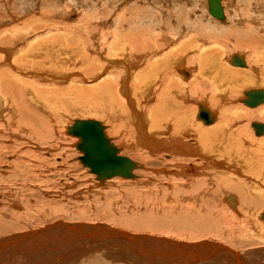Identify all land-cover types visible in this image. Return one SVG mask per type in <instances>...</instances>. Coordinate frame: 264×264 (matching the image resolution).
<instances>
[{"label": "rangeland", "instance_id": "rangeland-1", "mask_svg": "<svg viewBox=\"0 0 264 264\" xmlns=\"http://www.w3.org/2000/svg\"><path fill=\"white\" fill-rule=\"evenodd\" d=\"M222 4L226 18L220 20L210 14L208 0H0V47L2 49L4 47L3 41L5 38L3 37L14 39L17 36L19 41L15 48H18L20 53L29 50V43L31 44L36 39L38 41L36 44H42L43 46L51 45L53 41L56 42L55 40H57V48L68 52L63 53V55L70 56L73 59L71 64L68 62L69 67L75 70L79 68L78 71L84 73V69L90 67L92 61L99 64L98 66H101L103 63L108 64V58H112L109 54L113 53L111 50L117 46L118 41L122 40L124 37L123 34L129 33L132 27H136V24L140 22L138 19L137 23H127L126 18H133L135 21L137 19L136 17L142 18L144 15H149L151 18L147 17L145 18V22L144 20L142 21L144 28L155 27L154 30L148 33L149 42L160 35L161 37L159 39H162L168 47L174 45L182 47L184 44H187L184 48H188L189 51L186 50L181 55L184 58V66L192 68L193 73L199 66L197 57L202 53L201 50H212V48L213 50H217V55L221 58V64L226 62L223 64L225 66L224 68L237 67L231 66V63L229 64V58L233 53L244 54L249 61L252 60L251 62L248 61L249 65H252L251 63L254 62L258 65L257 60L255 61L254 58L259 57L258 61L264 66V24H261L263 23L262 19L264 17V0H222ZM253 34L256 35L255 39L260 41L257 40L258 42L256 43L249 42L250 37H247V35ZM239 36L246 38L243 39ZM241 39L245 42L247 40L248 42H246L247 45L244 42V46L239 48L241 42L239 40ZM124 44L129 46L128 41H125ZM55 50L56 48L52 51L56 53ZM127 51L130 52L129 47H127ZM161 57L162 55L158 58ZM94 70L96 71L98 68L95 67ZM111 70L112 67L108 72H113ZM118 70H121V73ZM122 71H126V69L115 68V73L113 72L112 74H116L118 79L119 74L122 76ZM117 73L119 74L117 75ZM131 76L128 80L129 85L135 86L133 72ZM88 82L91 81L83 79L80 82L73 79L72 81L63 80V83L56 84L47 80L46 82L43 81L38 84L44 88H55V86H58L70 90L73 87L71 90L74 92L75 86H88ZM253 86L255 85H249L246 88L249 89V87ZM201 87L203 88L202 91L205 90L203 92L206 95L205 99L200 98V95L196 96V98L199 99L198 101L206 102L205 100L209 99L208 95L209 97L213 96L214 88L209 81L201 85ZM50 94L49 92L47 93V95ZM66 96L73 97L68 94ZM237 97L234 99V103L237 102L235 104H240V96ZM84 98L85 100L83 98L79 101L72 100L71 103L55 102L51 98L48 99L45 103L47 105L44 110H38L39 112H37V116L41 114L46 122L42 121L36 124L32 122V124H29V122L26 123L28 120H22L23 118L19 117V115L16 117L15 124H8L6 121L0 120V207L4 206L7 209L5 211L7 217L4 216L6 223H0V241L3 238L13 236L17 233L35 231L57 222L96 224L97 221V223L107 224L108 226L112 225L111 227H117L127 232L129 231L132 234H153L184 241L196 240L195 242L216 240V242L227 244L230 247L233 246L238 250H247L248 247H250L248 251L255 248H264V221L260 219V222L263 224V226H260V222L256 220L255 215H250L249 219L243 216L244 220L240 215L239 219L241 220L242 217V222L238 223L237 226L234 225V220L229 226L225 221H223L224 224L219 222L222 220V217L224 218L225 207L230 211L233 210L230 205H226V202L223 201V196L228 191L227 189L221 191V195L220 193L216 194L215 197L211 192V195L215 198L210 197L211 201H214L210 203L211 206L207 205L200 209L201 206L198 204L196 206L193 205L194 200H199L197 196L200 193L208 194L205 190L210 186L211 173L215 169L212 166L209 167V164L208 166L204 165L202 161L196 159L194 161L193 156H190L191 158L188 157L189 154L174 153V156L173 153L167 152L169 150L165 152L161 149L155 155L150 153V156L147 154L149 152L145 149V146L137 145L138 147L132 148L125 143L120 152H123L122 155L132 157L138 161L136 172L140 175L139 180L133 183L131 180H120L118 182L117 179L115 183L107 181L106 184L98 186L96 181H94L95 175L89 172V169L78 158L82 153L73 144L78 140L77 137L67 133V128L70 124L74 123L75 118L91 117L92 119L105 121L104 123L106 125L108 124L106 115L89 110V106L93 103L92 101L86 100V97ZM155 101L156 97L152 96L146 101V104L152 105L151 103H153L155 105ZM196 101H192V105L198 102ZM80 104H86L87 110L83 111L85 108L79 110ZM241 104L248 107L243 102ZM197 105L195 108H198ZM207 105L210 106V102H207ZM144 106L145 104H139L138 107L143 111L148 127L150 116ZM210 107L213 110H217V113L219 112L217 106L214 107L211 105ZM195 117L194 119H197L199 122L201 121V124L204 125L201 119ZM249 126L251 130H254L252 125ZM148 131L149 133L153 132L152 134H155L154 136L157 139L161 140L165 138V135L161 131L159 133L161 132L163 135H160L158 131H150L149 127ZM111 135L116 137V135ZM253 135L255 134L253 133ZM184 140L190 143V140L187 138ZM117 144L122 145L120 143ZM144 149L146 153H144ZM163 153L170 154L167 156V154L165 155ZM147 156L150 157L148 158ZM173 156L175 157L174 159L172 158ZM176 161L179 163L177 164ZM195 162H201L199 163L200 166ZM143 163L146 165V169ZM187 164L196 166L193 174L192 172L184 174L182 168H180ZM7 165L9 166V170L5 169ZM159 169H166L168 173H165V175L163 172L162 174L161 172L159 174L157 172L155 173ZM175 170L178 174L174 173V176L172 172ZM205 171L208 173L206 174ZM200 172H205L204 176L210 178L204 177ZM195 173L199 175H194ZM180 180H182L181 184L183 185H180ZM203 180H207L208 183L205 184ZM197 181L205 186L201 187V184L199 185ZM194 184H196V187ZM191 187L195 188L191 191ZM191 192L196 194L195 197ZM13 202L18 203L21 208H15ZM182 202L183 204H181ZM201 210L203 211L202 213ZM258 210L261 211V208L256 211ZM189 214L192 215L190 216ZM225 226H228L227 231ZM223 228L225 231H223ZM244 231L246 232L245 235L243 234L245 233ZM237 234H239L240 238H238ZM240 234L246 238H242ZM70 235L72 234L70 233ZM250 235H253L252 237L256 239L253 240ZM237 240L239 243H237ZM31 242L34 243L35 241L32 240ZM48 244V249H50V243ZM58 248L57 246L52 247V250ZM62 249L63 251L60 254L50 255L37 252L38 256L34 258L33 262H30L32 264H50V261H56V264H125L119 259L114 260L116 257H111L107 253L104 254L102 250H95L96 252L93 251L88 254H75L80 248L77 250L73 246H64ZM117 251L120 250L117 249L115 254L123 253ZM126 264H131V262H126Z\"/></svg>", "mask_w": 264, "mask_h": 264}, {"label": "bare ground", "instance_id": "bare-ground-1", "mask_svg": "<svg viewBox=\"0 0 264 264\" xmlns=\"http://www.w3.org/2000/svg\"><path fill=\"white\" fill-rule=\"evenodd\" d=\"M147 17L151 18L149 15H144L142 16V18L136 17L137 21L136 20L134 21L133 18L131 19L126 18L127 23L129 22L137 23L138 19L140 22L136 24L137 25L136 27H132V30L129 33L123 34L124 37L123 38L121 37L122 40L118 41L117 46L113 50H111V52L113 53L109 54V56H112V58H108L107 60L108 64L103 63L101 66H98L99 64H96L95 62L92 61V64L90 65V67L84 69V73L79 72L78 71L79 68L78 70H75L74 68L71 69L69 67V64L72 63L73 59L70 56L68 57V56L63 55V53L65 54L68 52L62 51L61 49L57 48L58 46L57 40H55L56 42L53 41L51 45L43 46L42 44L40 45L36 44V42L38 43L36 39L31 44L29 43L30 45L29 50H25L24 53H20L19 49L15 48V46L17 45V42L19 41V38L17 36H15L14 39H11V38L8 39L7 37H3L5 38L3 41L4 47L3 49L0 47V120L6 121L8 124H15L16 117L17 115H19V117L23 118L22 120H25V121L28 120L26 121V123L29 122V124H32V122H34V124H36L37 122H42V121L46 122V120L41 116L40 113H39L40 116H37L38 115L37 112H39L38 110H44L45 106L47 105L45 103L47 102L48 99L51 98L55 100V102L61 101V103H68V102L71 103L72 100L79 101L82 98L85 100L84 97H86V100L92 101L93 103L92 105L89 106L90 107L89 110H93L101 114L104 113L106 115L107 121H108L107 125L104 123L105 121L103 122L101 120H97V119L95 120L103 124L107 137L118 148V155L124 156L122 155L123 152H120V151H122L123 145H125V143L127 146L132 147V148L138 147L137 145H141L143 147L145 146L146 147L145 149L149 152L147 154L149 155L150 153L155 155L161 149H163L165 152L169 150L167 152H170L173 154L174 153H177V154L185 153L187 155L189 154L188 157L193 156L192 158H194V161L195 159L202 161L204 162V165L208 166L209 164V167L212 166V168L215 169V170L213 169L214 171L213 173H211V178L209 177L210 186L209 187L207 186L208 188L205 190V192L208 194H202L198 192L200 193L199 196H197V199L199 200H194L193 202L194 206L198 204L199 206H201L200 207L201 209L204 206L210 205L211 202H214V201H211V198H210V197H213L211 195V192L213 193L215 197L216 194L220 193L221 195L222 193L221 191H223L224 189H227L228 191L224 193L223 201L226 202V205L227 204L230 205L232 207L231 209L233 210L230 211L227 207H225L224 213L226 215L224 214V218L220 215L222 217V220L219 222L223 223V221H225L226 223H228V226H229V224L231 225L232 221L234 220V225L237 226L238 223L242 222L241 220L243 216L249 219L250 218L249 216L252 214L256 216L257 218L256 220H258V222H260V219L264 221V218H263L264 210H262L264 208V132L260 135H257L255 129L253 128L254 130H251L249 126V125H252L253 122L264 123V103H261L254 107H251L248 105H246L248 107H245L243 106V104H241L242 102L241 99L245 97V91L252 89V88L264 89V66L263 64H260L261 62L258 61L259 57L254 58L255 61L257 60L256 62L258 65H256L255 62L251 63L252 65H249V62H251L252 60L249 61V59H247V57L244 54L238 53L240 56L244 57L247 65L245 67L237 66L238 68L237 67L224 68L225 66H223V64L226 62L221 64V58H219V56L217 55V50H213V48L211 47L212 50H206V49L201 50L202 53L197 57L198 58L197 62L199 66L196 68L197 71L195 70V72L193 73L191 70L192 68H188L187 66H184L183 64L184 62V58L182 57V55L184 54L183 52H186V50L189 51L188 48H184V46H186L187 44H184V46L182 47L181 46L177 47L176 45L168 47V45L162 39H159V37H161L160 35H158L154 39L152 38L153 40L149 42L148 33L154 30L155 27L153 28L145 27L144 28L142 26V21L144 20L145 22L146 20L145 18ZM262 21L263 23H261L260 21L259 22L261 24H264V17ZM64 35L62 36L64 37ZM248 36L250 37V40L249 39L248 40L249 42L251 41V43H256L260 41L258 39H257L258 41L255 39V36H256L255 34L247 35V37ZM241 38L245 39L246 37L243 36ZM262 39L261 41H263ZM123 41L124 42L128 41L129 46L127 45L128 43L123 45L124 43ZM239 41L241 42L243 41L242 43L243 45L241 44V42L239 44L240 45L239 48H241L244 46L245 41L242 39ZM43 42H44V39H43ZM246 42L248 41L246 40ZM251 43L249 44L251 45ZM73 45L75 44L73 43ZM245 45H247V43ZM260 45L262 44L260 43ZM106 46L108 47L107 44ZM127 47L130 48V52L127 51ZM53 48L54 49L56 48L55 50L56 53L52 51L54 50ZM263 50H264V47H263ZM211 53L213 54L211 55ZM161 55L162 57L158 58ZM232 55L230 56V58L228 57L229 64L231 63ZM84 57L86 58V56ZM68 62L70 63L68 64ZM230 65L236 66L232 63ZM95 67L98 68V70L95 71L94 70ZM111 67H112L111 71L113 72L115 68H120L122 70L126 69V71H122L123 72L122 76L119 73H117V75L119 74V77L117 79L116 74L114 75L112 74L113 72H108V70H110ZM179 71L183 74H181ZM119 72L121 73V70ZM132 72H133V78H134L133 82L135 86L129 85V82H128V80L132 77L131 76ZM73 79L75 81H80V82L83 79H86L91 82H88L89 83L88 86H84V85L75 86L74 92L73 90H71L73 89V87L70 90L63 88V87H58V86H55V88L50 87L51 88L50 89V88L41 87L38 84L43 81L46 82L47 80H50L53 83L59 84V83H63V80L72 81ZM208 81L210 84H212L214 88L213 96L209 97L208 95L209 101L208 100H205L206 102L198 101L199 99L196 98V96L198 95H200L199 96L200 98L205 99L206 95L205 93H203L205 90L202 91L203 88L201 87V85L208 83ZM249 85H255V86L249 87V89H247L246 86H249ZM48 92L51 94L47 95ZM67 94L73 97H67L66 96ZM152 96L156 97V101L154 102L155 105H153V103H151L153 106L150 104L147 105L148 103L146 104V101L149 100V98ZM237 96H240L239 97L240 104L239 103L235 104L237 102L234 103V99ZM194 100L198 101V102L196 101L197 102L196 104H198L197 105L198 108L197 107L195 108L196 104L192 105L191 102ZM207 102H210V104L214 107L217 106L219 109L218 110L219 112L217 113V110H213L212 107H210L211 105L208 106ZM139 104H145L144 107L148 111V114L150 116V120L148 121L149 130L158 131V133L159 131H161L165 135L164 139L163 138L161 140L157 139L154 136L155 134H152L153 132L149 133L148 127L146 124L147 122L145 120L143 111L138 107ZM53 108L55 107L53 106ZM86 108H87L86 104H83V105L80 104L79 110L84 109L83 111H85L87 110ZM203 108L206 109L208 114L211 115V117L213 118L210 123H205L201 119L204 122V125L201 124V121L199 122L197 121V119H194L195 114H196V117L199 118L198 117L199 112ZM196 110L198 111L196 112ZM78 119H92V118L88 117V118H78ZM24 123L23 125L26 124ZM72 124H70V126H72ZM43 125L45 124L43 123ZM161 132L159 134L163 135ZM67 133H68V128H67ZM110 133L113 134L114 136L116 135V137H113ZM253 133L255 135H253ZM185 138L190 140V143L185 142L184 140ZM77 139L75 138V140H77L75 143L80 141L79 137H77ZM115 141L122 145H118ZM75 143L73 144L75 145ZM145 149L143 150L144 153H146ZM163 154L166 155L167 153H163ZM169 154H167V156H169ZM174 156L172 157L173 159L175 158ZM124 157H127V156H124ZM160 157H163V156H160ZM128 158L134 161L136 165L138 166V161L136 159L134 160L132 157H128ZM176 163L178 164L179 162L176 161ZM199 163H196V164H199ZM184 165L183 166L180 165L181 166L180 168H182V171L184 172V174L190 173V172H192L193 174V172H195L196 166L189 165V164H187L186 166ZM144 166L146 169L145 164ZM5 169L9 170V166L7 165ZM172 169L174 170V168ZM179 170L181 171V169ZM136 171H137V167H135L133 170L134 176L132 178H123L120 176H116L110 179H106L105 182L103 183H99V181L96 180V175L93 173L95 175L94 181H96L98 186L106 184L107 181L108 182L111 181L112 183H115L117 182V179H118V182L120 180H123V181L131 180L134 183V181H138L140 178V175ZM89 172H91L90 169H89ZM156 172L158 174L159 172H161V174L163 172L164 175L165 173H168L166 169H159V170H156L155 173ZM205 172L203 173L200 172V173L203 174L204 176ZM208 172H206V174ZM172 173L174 174L177 172L175 170ZM170 175L172 176V174ZM194 175H199V174L195 173ZM204 177L208 178V176H204ZM182 180H180L179 182L180 185H183L181 184ZM207 180L206 181L203 180L205 181V184L208 183ZM176 181H179V180H176ZM198 184L200 185L201 183L199 182ZM195 185L196 184H194V186ZM202 186H205V185L201 184V187ZM195 187H191L192 188L191 191ZM188 190H187V193H188ZM191 193L193 194V192ZM193 195L195 197L196 194H193ZM151 199H153V197H151ZM181 204H183V202ZM13 205L15 206V208H21V206L18 203L13 202ZM260 208H261V211L259 210L256 211L257 209H260ZM202 210H201V213L203 212ZM5 211H7V209L4 208V206L0 207V223H3L6 221L5 217H7V213ZM253 211H256V212H253ZM212 214L214 213L212 212ZM204 215H205V212H204ZM240 215L242 216L241 220L239 219ZM218 217H215V218H218ZM244 217H243V220H244ZM63 224L65 225H62L61 227H63L64 229L69 228L66 225L67 223H63ZM259 225L263 226L261 222L259 223ZM228 226H225L226 231L228 229ZM45 228H43V230H40L41 233L45 230ZM223 231H225L224 228H223ZM28 232L17 233V234H14L13 236L1 239L0 241V264H32L34 258L38 256L37 252H41L42 254L43 253L50 254V255L60 254L63 251L62 248L64 246H73L77 250H79L80 248V250L75 254H78V253L88 254L95 250L96 251L102 250L104 254L107 253V255H110L111 257H116L114 258V260L119 259L121 260V262H124L125 264L126 262H131V264H148V262H146L143 259L145 258L143 256L145 255V252L143 253V249L139 245L133 246L131 243L129 245L126 242L128 247H131V249L136 253L135 255L132 253V250L129 251L128 248L122 245L121 243L112 242L109 244V242H104L103 244L102 242H100V240H103L102 238L98 239V238L88 237L87 239H85V237L82 235H79V234H78L79 236H77V234L70 235V233L67 234L66 237H64L65 234L63 233L61 235L57 234L59 237L56 236V238H53V239H51L49 234H47L46 239L42 240V239H35L34 237L33 239L30 238L31 234L26 236ZM44 232L46 233L48 232V230H45ZM136 234H139V233H136ZM243 234L245 235L246 232ZM146 235H149L150 237L154 236L153 234H146ZM237 235H238V238H240L239 234ZM247 235L249 236V234ZM24 236L26 237V239L24 238ZM252 236L250 235L251 238H253ZM243 237L244 236H242V238ZM250 237H247V238L251 239ZM66 238H68V240ZM171 239L176 240V242L197 243L195 242L196 240L195 241H187V240L184 241V240L175 239V238H171ZM254 239L256 238H253V240ZM32 240H34L35 242L34 243L31 242ZM104 240H107V239H104ZM209 241L211 243L214 242V243H217L218 245H222L223 247H225V249H222L220 251V256L216 255L217 257L215 256V258H209V259H204V260L194 261V262H186V260L188 261L191 260L188 257H186L185 259H183L182 262H179L176 260V262L169 261L168 264H240V263L241 264H264V248L262 249H259V248L252 249L251 248L252 250L248 251V248L250 247H248L247 250H238L234 248L233 246L232 248L227 244L216 242V240L215 241L205 240L202 242L207 243ZM71 242H73V244H70ZM4 243H6V245H4ZM48 243H50V249H48V246H47L49 245ZM237 243H239L238 240H237ZM244 243L246 242L244 241ZM239 245H242V244H239ZM56 246L59 248L56 250H52V247H56ZM86 246L87 247L89 246V247L87 248ZM147 247H150V244ZM117 249L123 253L115 254ZM120 251H117V252H120ZM136 251H138L139 254H137ZM139 255L143 256V258H141ZM58 256L63 257L61 255H58ZM49 263L56 264V261H53V262L50 261ZM154 263L166 264L164 261L162 262V260L161 261L153 260L151 262V264H154Z\"/></svg>", "mask_w": 264, "mask_h": 264}, {"label": "water", "instance_id": "water-1", "mask_svg": "<svg viewBox=\"0 0 264 264\" xmlns=\"http://www.w3.org/2000/svg\"><path fill=\"white\" fill-rule=\"evenodd\" d=\"M208 6L209 12L212 16L220 20L226 18L222 0H208ZM231 63L242 67L247 65L244 57L240 56L238 53H234L232 55ZM241 101L251 107L264 103V89L252 88L245 91V97L241 99ZM198 117L205 123H210L213 119L204 108L200 110ZM252 126L257 135L264 132V123L253 122ZM68 133L79 137L80 141L75 143V146L82 152L79 159L85 167H88L90 171L96 175V180H98L99 183H103L106 179L116 176L123 178H132L134 176L133 170L137 167L136 163L128 157L118 155V148L107 137L104 126L101 122L95 119L77 118L74 120L72 126L68 127ZM62 225L65 224H63V222H57V224L54 223L47 226L45 230H48V232L46 233L44 232L45 230L41 233L40 230H43V228H41L39 230L29 232L26 236L31 234L30 238L32 239L34 237L35 239L45 240L47 234H49L50 238L53 239L58 236L57 234L61 235L63 233H72V235H82L85 239L88 237L102 238L103 240H100V242L103 244L104 242H109V244L112 242L121 243L126 246L129 251L132 249L131 247H128L127 244L130 245L131 243L133 246L139 245L142 247L145 255L141 254L145 258H143V256H139L148 262V264H151L153 260H162V262L164 261L166 264H168L169 261L176 262V260L182 262L186 257L191 259L189 261L186 260V262L200 261L215 258L216 255L220 256V251L225 249L222 245H218L214 242L211 243L210 241L207 243L176 242V240L168 237L156 235L150 237L146 234H132L125 230L100 223H67L66 225L69 228L65 229L61 227ZM24 238L26 239L25 236ZM70 244H73V242ZM149 244L150 247H147ZM136 252L139 254L138 251ZM132 253L136 255L133 250Z\"/></svg>", "mask_w": 264, "mask_h": 264}]
</instances>
